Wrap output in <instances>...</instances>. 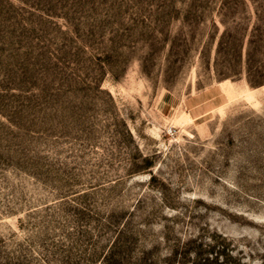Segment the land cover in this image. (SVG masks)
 Returning <instances> with one entry per match:
<instances>
[{"label":"rangeland","instance_id":"1","mask_svg":"<svg viewBox=\"0 0 264 264\" xmlns=\"http://www.w3.org/2000/svg\"><path fill=\"white\" fill-rule=\"evenodd\" d=\"M202 257L264 264V0H0V264Z\"/></svg>","mask_w":264,"mask_h":264},{"label":"trees","instance_id":"2","mask_svg":"<svg viewBox=\"0 0 264 264\" xmlns=\"http://www.w3.org/2000/svg\"><path fill=\"white\" fill-rule=\"evenodd\" d=\"M219 238H220V236H219ZM224 238L225 237H222V240H224ZM220 246H222V248L224 249V246L222 245V243H220ZM212 252H214V248H210V250L208 251V254H211ZM215 253H216V255L217 254L221 255V254H224V250H219V251H217ZM225 256H227V254ZM217 259L218 258H212V259H210V257H202V259H201L202 262L200 264H223L222 262H218Z\"/></svg>","mask_w":264,"mask_h":264}]
</instances>
